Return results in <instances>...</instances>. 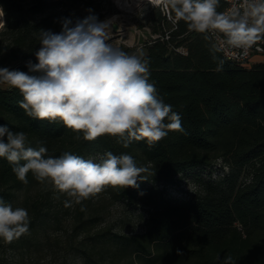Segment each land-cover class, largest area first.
Segmentation results:
<instances>
[{
	"label": "trees",
	"instance_id": "trees-1",
	"mask_svg": "<svg viewBox=\"0 0 264 264\" xmlns=\"http://www.w3.org/2000/svg\"><path fill=\"white\" fill-rule=\"evenodd\" d=\"M91 4L0 0V68L28 72V61L38 63L39 31L59 33L62 18L79 17L76 12ZM223 8L220 0L217 11ZM108 10L114 11L113 6ZM153 10L151 30L161 33L169 22L158 6ZM143 46V54L134 47H116L149 60L150 82L180 115L184 132L169 131L152 147L134 140L125 148L109 135L84 140L60 121L27 116L18 104L21 93L7 85L0 86V125L26 133L33 147L43 142L49 156L69 152L99 162L107 152L130 154L147 169L138 188L109 186L126 204L147 206L139 214L143 229L89 233L93 219L78 218L73 230H81V238L72 250L81 264H220L226 256L234 264H264V62L246 67L226 59L208 33L189 31L183 20H177L168 39L152 37ZM178 46L186 53L177 51ZM218 61H223L222 71H216ZM77 135L80 140L74 139ZM12 167L0 158V199L9 204L18 191L39 183L31 172L28 182H21ZM184 178L190 189L180 188ZM171 189L180 196H171ZM49 214L48 203H34L31 227L43 226Z\"/></svg>",
	"mask_w": 264,
	"mask_h": 264
},
{
	"label": "clouds",
	"instance_id": "clouds-1",
	"mask_svg": "<svg viewBox=\"0 0 264 264\" xmlns=\"http://www.w3.org/2000/svg\"><path fill=\"white\" fill-rule=\"evenodd\" d=\"M167 3L189 31L222 34L224 44L242 49L243 54L264 38V0H244L242 9L228 13L217 11L220 0ZM86 11L84 18H62L59 33L41 29L40 48L35 52L38 63L28 61V72L0 68V85L19 90L23 99L18 104L27 116L60 121L82 133L84 140L109 135L118 137L125 148L134 140H146L152 147L169 131L184 132L180 115L150 82L149 60L114 47L108 40L113 21H100L92 9ZM222 65L218 61L216 71H222ZM0 158L13 165L21 182L26 184L31 172L37 181L51 183L77 204L108 186L138 188V178L147 171L130 154L107 152L99 162L69 152L49 156L43 142L33 147L26 133L14 132L7 125H0ZM65 206H71V201H65ZM29 224L26 209H14L0 199V239L11 243L28 233ZM220 264L234 261L226 256Z\"/></svg>",
	"mask_w": 264,
	"mask_h": 264
},
{
	"label": "rangeland",
	"instance_id": "rangeland-1",
	"mask_svg": "<svg viewBox=\"0 0 264 264\" xmlns=\"http://www.w3.org/2000/svg\"><path fill=\"white\" fill-rule=\"evenodd\" d=\"M130 8L121 9L114 0H92V4L83 6L78 12L79 17L87 16V9H92L95 15L101 13L100 21L113 15H118L113 22L118 30L112 29L108 33V40L114 47L125 45L134 47L136 54L145 53L144 42L152 38L151 16L153 7L146 1L132 4ZM111 5L114 11H110ZM132 6V7H131ZM3 23V13L0 7V27ZM252 62L264 61V55L257 54L251 58ZM252 62L250 65H252ZM5 87L6 85H0ZM180 188L190 189L191 184L184 178ZM113 188L109 186L99 194L84 200L81 204L75 203L73 198L64 193L57 192L49 183H37L29 188L18 191L12 207L24 208L31 219L33 204L48 203L50 214L48 220L41 227L32 228L19 238L28 239L26 242H15L13 245L4 241L0 242V264H81L79 258L72 250L74 243L81 238L74 231L73 226L77 219L92 218L89 230L93 233L104 229L122 233H135L143 229V222L139 216L146 211L147 206L142 203L126 204L113 196ZM171 196H180L176 189H171ZM71 201V206L66 207L65 201ZM84 208L82 211L81 208ZM84 232V231H82Z\"/></svg>",
	"mask_w": 264,
	"mask_h": 264
},
{
	"label": "built area",
	"instance_id": "built-area-1",
	"mask_svg": "<svg viewBox=\"0 0 264 264\" xmlns=\"http://www.w3.org/2000/svg\"><path fill=\"white\" fill-rule=\"evenodd\" d=\"M222 1L224 2V8L221 11V13H228L233 8L242 9L244 4V0H222ZM146 2L151 5L158 6L159 9L162 11V13L165 15L167 21L169 22V27H163V32L154 33L152 37L153 38L160 37L161 39H168L172 29L176 28L177 18L170 12L167 0H159L156 3H154L153 0H146ZM208 35L210 36V38L212 39L218 50L226 59L236 62L242 66L248 67L249 64H251L252 62L251 58L254 55L257 54L264 55V38L253 44L249 48L247 54H243L242 49L234 48L224 44L223 43L224 38L222 34L213 35L211 33H208ZM176 50L184 54L186 53V48L184 46H178L176 47ZM257 62H264V61H257Z\"/></svg>",
	"mask_w": 264,
	"mask_h": 264
},
{
	"label": "bare ground",
	"instance_id": "bare-ground-1",
	"mask_svg": "<svg viewBox=\"0 0 264 264\" xmlns=\"http://www.w3.org/2000/svg\"><path fill=\"white\" fill-rule=\"evenodd\" d=\"M115 3L118 5L119 8L121 9H125V8H130V5H129V1L128 0H114ZM142 1H146V0H132V4L135 6L137 5L138 2H142ZM154 3L158 2L159 0H153ZM132 7V6H131ZM116 17H118V15H113L112 17L106 19V20H114Z\"/></svg>",
	"mask_w": 264,
	"mask_h": 264
},
{
	"label": "water",
	"instance_id": "water-1",
	"mask_svg": "<svg viewBox=\"0 0 264 264\" xmlns=\"http://www.w3.org/2000/svg\"><path fill=\"white\" fill-rule=\"evenodd\" d=\"M112 29L114 31H117L118 30L117 24L115 22H112Z\"/></svg>",
	"mask_w": 264,
	"mask_h": 264
},
{
	"label": "crops",
	"instance_id": "crops-1",
	"mask_svg": "<svg viewBox=\"0 0 264 264\" xmlns=\"http://www.w3.org/2000/svg\"><path fill=\"white\" fill-rule=\"evenodd\" d=\"M255 62V61H254ZM253 63V62H252Z\"/></svg>",
	"mask_w": 264,
	"mask_h": 264
}]
</instances>
